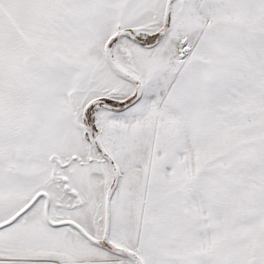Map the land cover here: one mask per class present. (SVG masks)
Returning a JSON list of instances; mask_svg holds the SVG:
<instances>
[{"label": "snow or ice", "instance_id": "obj_1", "mask_svg": "<svg viewBox=\"0 0 264 264\" xmlns=\"http://www.w3.org/2000/svg\"><path fill=\"white\" fill-rule=\"evenodd\" d=\"M0 264H264V0H0Z\"/></svg>", "mask_w": 264, "mask_h": 264}]
</instances>
